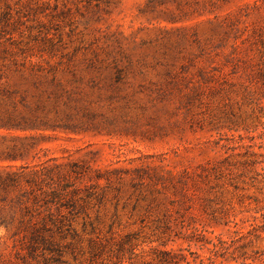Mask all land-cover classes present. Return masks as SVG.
Here are the masks:
<instances>
[{"label": "rangeland", "instance_id": "obj_1", "mask_svg": "<svg viewBox=\"0 0 264 264\" xmlns=\"http://www.w3.org/2000/svg\"><path fill=\"white\" fill-rule=\"evenodd\" d=\"M82 11L61 34L0 38V83L20 111L60 113L56 130L0 127L4 147L31 150L0 159V173L70 160L110 173L86 221L101 237L132 235L144 264L158 249L178 264H264V0ZM18 252L0 228V264H20Z\"/></svg>", "mask_w": 264, "mask_h": 264}, {"label": "trees", "instance_id": "obj_2", "mask_svg": "<svg viewBox=\"0 0 264 264\" xmlns=\"http://www.w3.org/2000/svg\"><path fill=\"white\" fill-rule=\"evenodd\" d=\"M97 0H0V38L14 39L29 34L34 38L61 34L73 28L76 14L89 8ZM264 47V38L260 40ZM264 54V51H263ZM0 97V127L14 130L58 129L60 113L50 118L39 114V107L30 112L20 111L14 101L16 91L2 87ZM23 99V105H27ZM28 107V106H27ZM69 117V116H66ZM31 150L27 145L3 146L0 159H25ZM56 161V159H55ZM17 167L0 173V228L13 240L20 264H67L69 255L77 264H144L135 260L137 244L132 235L115 237L95 235L93 222H87L93 204L103 203L105 188L112 186L110 173H102L91 165L70 160L67 163ZM106 179V185L100 184ZM83 216V232L91 226L85 239L74 227ZM176 253L158 249V257L151 264H178ZM247 264L246 261L243 262Z\"/></svg>", "mask_w": 264, "mask_h": 264}]
</instances>
